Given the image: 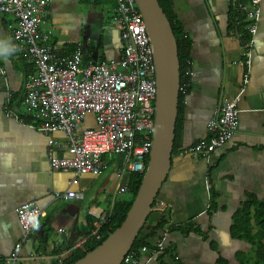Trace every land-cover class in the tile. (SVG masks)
<instances>
[{"label": "crops", "instance_id": "1", "mask_svg": "<svg viewBox=\"0 0 264 264\" xmlns=\"http://www.w3.org/2000/svg\"><path fill=\"white\" fill-rule=\"evenodd\" d=\"M166 1L190 41L189 85L182 96L167 175L143 223L141 235L150 247L139 253V264H215L218 258L228 264H255L253 246L233 237L230 225L247 193L264 201V0L253 36L248 83L237 103V128L228 141L206 155L181 149L205 137L213 109L232 97L240 84L241 45L228 19L234 0ZM47 10L41 29L47 35L45 44L57 54L79 48L82 63L120 56L119 34L112 24L113 0H47ZM12 24V15L0 14V44L11 47ZM31 64L14 50L0 55L10 107L24 117L21 122L4 114L6 92L0 76V256L8 255L22 235L15 208L34 201L43 214L37 231L21 243L17 264H63L85 244L91 221L108 210L107 190L116 184L121 157L103 156L105 167L99 174L78 175L75 183L69 182L71 173L51 169L47 139L54 140L51 148L56 156H66L62 145L66 138L61 132L46 135L37 130L23 108V81L33 70ZM84 118L82 127L94 126L91 115ZM67 190L81 196L55 197ZM165 212L164 225L157 227ZM188 223L197 226L202 236L184 233L182 227ZM157 238L164 249L153 253Z\"/></svg>", "mask_w": 264, "mask_h": 264}, {"label": "built area", "instance_id": "2", "mask_svg": "<svg viewBox=\"0 0 264 264\" xmlns=\"http://www.w3.org/2000/svg\"><path fill=\"white\" fill-rule=\"evenodd\" d=\"M113 1L115 12L112 24L118 30L121 54L118 58L82 63L79 48L71 53L57 54L45 44L47 35L41 27L48 15L47 0H0V14L13 17L11 47L34 67V71L23 81L22 104L35 120L37 130L46 135L61 132L66 138L62 143L66 156H56L51 148L54 140L47 139L46 153L51 169L71 173L69 182L75 183L78 175L99 174L105 167L103 156L121 157L109 208L91 221L86 240L89 237L99 240L110 229L114 203L122 198L121 195L128 194L127 174L143 172L153 124L154 64L145 22L135 0ZM260 3L261 0H246L244 4L235 5L245 22L243 29L236 31L241 45V58L237 60L241 67L240 84L232 97L221 101L213 109L205 125V137L182 147V153L209 154L235 132L237 103L249 79ZM184 75L186 81L179 88L182 93L189 85L187 65ZM0 76L6 92L2 106L4 114L22 122L23 119L10 107L8 83L2 69ZM86 115L92 116L94 126L82 127ZM80 196L73 190L55 193V197L68 199ZM155 208L162 209L160 205ZM15 213L22 235L8 255L0 256V264H17L21 243L37 231L43 211L34 201H27L18 205ZM33 223L37 226L33 227ZM163 249L162 240L157 238L151 251L157 253ZM146 250V246H141L138 256H135V251L128 250L119 264H139V253Z\"/></svg>", "mask_w": 264, "mask_h": 264}, {"label": "water", "instance_id": "3", "mask_svg": "<svg viewBox=\"0 0 264 264\" xmlns=\"http://www.w3.org/2000/svg\"><path fill=\"white\" fill-rule=\"evenodd\" d=\"M135 2L145 22L154 64L155 97L147 162L121 223L93 249L69 264H119L152 210L151 205L169 169L179 89L176 43L158 1Z\"/></svg>", "mask_w": 264, "mask_h": 264}, {"label": "trees", "instance_id": "4", "mask_svg": "<svg viewBox=\"0 0 264 264\" xmlns=\"http://www.w3.org/2000/svg\"><path fill=\"white\" fill-rule=\"evenodd\" d=\"M161 6L163 12L165 13L170 27L173 32V36L176 43L177 58H178V71H179V88L182 86V83L186 81V76L184 75V68L187 65L188 61V52L190 48V41L182 33L179 26L176 23L175 15L172 13L168 2L166 0H157ZM246 0H234L230 4L229 8V27L235 29L236 31H241L245 24L243 17L238 13L235 8L237 3L244 4ZM32 65V64H31ZM32 72L34 71L33 66ZM30 72V73H32ZM29 74V73H28ZM27 74V75H28ZM183 93L178 89L177 95V113L175 117L174 130H173V141H172V151L176 146V135L179 128L180 112H181V102H182ZM21 101V99H20ZM19 117L24 119L23 115L19 114ZM28 120V119H27ZM148 156V155H147ZM147 156L145 157L144 164L147 162ZM142 173H129L126 176L127 186H128V197L121 198L117 200L113 207L112 213L109 220V228L106 233L99 240H94L92 237H89L83 247L75 252L68 260L63 264H69L76 259L82 257L85 253L93 249L98 245L114 228H116L121 221L124 219V216L132 202V199L138 189ZM209 208H213L212 196L209 197ZM166 212L162 214V217L157 223V227H162L166 221ZM165 216V217H164ZM142 227L138 230L137 235L135 236L129 252L135 251V256H138V249L141 246H146L149 248L142 237ZM184 233L193 232L202 236V232L198 229L197 226L188 223L182 227ZM230 233L233 237L238 239H243L251 244L254 248V259L255 264H264V201L258 200L253 194L247 193L245 200L242 202L240 208L234 213L230 225ZM215 264H228L223 258H218L215 261Z\"/></svg>", "mask_w": 264, "mask_h": 264}, {"label": "clouds", "instance_id": "5", "mask_svg": "<svg viewBox=\"0 0 264 264\" xmlns=\"http://www.w3.org/2000/svg\"><path fill=\"white\" fill-rule=\"evenodd\" d=\"M13 50L14 49L7 44H0V55L7 56ZM36 226L37 225L33 223V227H36Z\"/></svg>", "mask_w": 264, "mask_h": 264}, {"label": "rangeland", "instance_id": "6", "mask_svg": "<svg viewBox=\"0 0 264 264\" xmlns=\"http://www.w3.org/2000/svg\"><path fill=\"white\" fill-rule=\"evenodd\" d=\"M23 108L25 109V107H23ZM84 119H85V118H84ZM85 122H86V121H84V123H85ZM82 126H83V124H82ZM111 191H112V188L109 190V193H108V190H107V197H108V194L111 195ZM104 196H105V195H104ZM104 196H103V197H104ZM107 197H106V198H107ZM121 197H122V198H127V197H128V194L121 195Z\"/></svg>", "mask_w": 264, "mask_h": 264}]
</instances>
